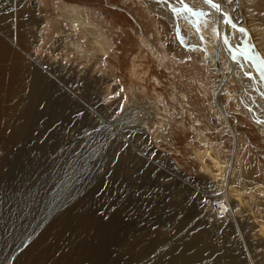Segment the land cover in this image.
Segmentation results:
<instances>
[{
  "label": "rangeland",
  "instance_id": "1",
  "mask_svg": "<svg viewBox=\"0 0 264 264\" xmlns=\"http://www.w3.org/2000/svg\"><path fill=\"white\" fill-rule=\"evenodd\" d=\"M253 3L248 23L264 34V0ZM68 4L96 25L87 33L99 31L106 56L67 15ZM180 7V0H0V43L35 82L27 116L13 124L16 140L0 142L8 147L0 262L17 264L51 222L86 210L116 222L106 253H118V264H264L263 135L232 78L234 98L221 94L219 103L238 138L233 156L232 135L213 106L220 76L200 52L218 39L208 26L199 44L190 40L184 26L194 29V19L176 15ZM228 182L238 187L228 192L231 215L217 219ZM235 197L247 203L237 207Z\"/></svg>",
  "mask_w": 264,
  "mask_h": 264
},
{
  "label": "bare ground",
  "instance_id": "2",
  "mask_svg": "<svg viewBox=\"0 0 264 264\" xmlns=\"http://www.w3.org/2000/svg\"><path fill=\"white\" fill-rule=\"evenodd\" d=\"M18 1L19 0H12V3H17ZM191 2L193 4L192 9L202 11L207 13V15L202 17L192 16L194 19L192 20V22L194 21V29L191 28L192 26H188V24H186L187 22L183 21L185 22L184 27L186 28L184 33L187 34V37L190 40H193L192 38L195 36L196 38L194 39V42L195 44H199L202 36L201 34H208L207 32L209 31V26L214 29L211 34H214V36L218 39L217 48L216 45L215 48H212L210 43L209 44L211 46L206 43V50L201 48L200 52L203 60L208 58V61L206 62L208 64L207 66L220 76V80L216 84L213 92V106L216 113L221 117V120H223L227 128L230 130V134L232 135L235 144L232 149V153L233 156H235L238 138L229 126L227 121L229 114L225 105H221L219 103V96L224 94L228 100L234 98V95L228 89L229 82L234 79L235 82L242 88L243 95L241 94V96L244 103L241 107L246 110L250 119L254 118L256 121L255 125L259 127L264 140V110L260 107L263 105L264 108V80L261 79L259 69L256 67L258 62L253 60L251 54V49H254L255 54L260 56L261 59H264V34L260 33L261 27L259 28L258 26L253 25L254 28H258L254 30V28L250 26V22L248 23L247 20L248 9L251 8L250 5L254 2V0H230V2L229 0H214V3H219L221 5V10L219 12H216L207 4H204L203 0H191ZM14 7L15 9H12V13L17 15L19 11L16 9V5H14L13 8ZM64 9L71 20L78 23V26L81 25L84 32L87 33V29L89 28H96V25L89 22L86 17V19H84V10L81 7L75 4H68L64 5ZM226 15V18L230 21V23L224 22ZM233 25H235V27H233ZM13 26L16 28L18 25L15 23ZM239 27L244 29V31L241 32L237 30ZM74 29L76 28L74 27ZM97 30L98 29H96V31ZM16 32L17 29L15 30V33ZM98 33L99 31H97V35L95 32H88L87 34L95 40L94 44L97 47V51L103 56H106L110 46L104 43L100 44L97 39L102 35H99ZM255 37L261 38L256 40ZM14 38H16V40H14ZM225 38L228 40L227 44L224 43ZM101 39L103 40V37ZM13 41H17V36L14 33ZM197 47L200 48L199 45H197ZM226 73L227 75H225ZM245 73H248L251 76V79H249V75H245ZM132 75L135 76L137 74L133 71ZM31 77L30 68L20 62L16 56L14 57L13 55H10L4 44L2 45L0 43L1 143H4L3 141L7 138L9 139L10 137L12 141H14V139L16 140L13 133L14 130H12L13 124L14 122H18L20 120L23 121L27 116L30 104L27 100L26 93L33 88L35 83L34 79ZM251 94V97L253 98L252 103H255L256 106H258L263 112L261 115L262 117L257 115L250 108V106L253 105L252 103H247V96ZM126 114L135 116L137 112L133 110L132 112H128ZM150 118V116L147 117V119ZM161 121L164 123L165 119L162 118ZM162 125L163 124L159 125V127L161 128ZM2 146H4V149L0 148V169L3 166L6 156H8V147L6 143ZM212 160L219 169V163L217 160ZM237 188V186L231 187L230 182L227 183L226 191L216 201L219 208L217 210H213L214 213L219 214L218 210H220V214L223 216L229 214L231 215V202L229 201L228 192L235 189L238 190ZM260 190H263L264 193V187L258 188V191ZM242 199L236 198L234 200V203L236 202V204H238V206L236 205L237 207H243L244 203H247ZM231 205L232 207H235L233 204ZM260 206L264 212V202ZM260 220L264 221L262 218H260ZM257 227L262 233H264V223L259 222ZM116 229L117 226L114 221L108 223L99 222L86 210H77L76 212L69 210L66 214L64 213L59 220L51 222V224H49L43 232H41L35 241L32 242L31 245H29L19 256L17 264H118V253H115L112 257L107 256L106 253L109 243V234ZM4 260L5 257L2 258L0 264H4L6 262H4Z\"/></svg>",
  "mask_w": 264,
  "mask_h": 264
},
{
  "label": "snow or ice",
  "instance_id": "3",
  "mask_svg": "<svg viewBox=\"0 0 264 264\" xmlns=\"http://www.w3.org/2000/svg\"><path fill=\"white\" fill-rule=\"evenodd\" d=\"M229 2H230V0H229ZM203 3L207 4L209 7L214 9L216 12H219L221 10V5L219 3H214V0H203ZM180 4H181L180 8L173 9V11L176 15H181L182 13H185V12L189 13L193 17H202V16L207 15V13H204L202 11L192 9L187 4L184 3V0H180ZM224 22L230 23V21L227 19H225ZM233 27H235V25H233ZM239 31L243 32L244 29H240ZM224 43L225 44L228 43V40L226 38L224 39ZM257 59L259 60V62L256 65V67L259 69L261 79L264 80V59H259V58H257ZM245 75H249V74L245 73ZM249 79H251L250 75H249Z\"/></svg>",
  "mask_w": 264,
  "mask_h": 264
},
{
  "label": "water",
  "instance_id": "4",
  "mask_svg": "<svg viewBox=\"0 0 264 264\" xmlns=\"http://www.w3.org/2000/svg\"><path fill=\"white\" fill-rule=\"evenodd\" d=\"M226 17H227V15L225 16V18H226ZM226 19H227V18H226ZM240 29H241L240 27L237 28V30H240ZM244 40H246V39H244ZM251 54H252L253 60L259 62V60H258L257 58L261 59V57L255 54L254 49H251Z\"/></svg>",
  "mask_w": 264,
  "mask_h": 264
},
{
  "label": "built area",
  "instance_id": "5",
  "mask_svg": "<svg viewBox=\"0 0 264 264\" xmlns=\"http://www.w3.org/2000/svg\"><path fill=\"white\" fill-rule=\"evenodd\" d=\"M218 208H219V206L216 204L214 209H218ZM218 212H219V214H217L216 217L218 219H221L222 217H221V214H220V210H218Z\"/></svg>",
  "mask_w": 264,
  "mask_h": 264
}]
</instances>
